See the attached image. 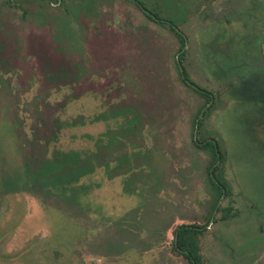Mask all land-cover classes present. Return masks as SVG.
Here are the masks:
<instances>
[{
    "label": "rangeland",
    "instance_id": "obj_1",
    "mask_svg": "<svg viewBox=\"0 0 264 264\" xmlns=\"http://www.w3.org/2000/svg\"><path fill=\"white\" fill-rule=\"evenodd\" d=\"M13 1L0 264H190L173 234L209 222L200 264H264V0H127L146 25L115 29L101 0Z\"/></svg>",
    "mask_w": 264,
    "mask_h": 264
},
{
    "label": "flooded vegetation",
    "instance_id": "obj_2",
    "mask_svg": "<svg viewBox=\"0 0 264 264\" xmlns=\"http://www.w3.org/2000/svg\"><path fill=\"white\" fill-rule=\"evenodd\" d=\"M10 1H13V0H10ZM27 1H32V2H36V4H38V2H39V0H27ZM53 1V0H52ZM48 1L47 0V2L48 3H50V5L52 6V7H55V8H57L58 6H60V5H62L63 4V0H57V1ZM130 1V0H129ZM129 1H127V0H101V1H99L98 3V5H99V7H98V9H99V13H98V17H101L100 19H102V20H105V26L107 25V23L108 22H111L110 24H108L107 26H108V28L109 29H111V28H113V29H115L116 28V22L117 21H120L121 19H122V17H121V9H127V10H129V11H131L132 12V14H133V16H134V18H133V20L135 21V22H137V21H140V22H142L143 21V23H145V19H143V20H141V19H139V16L140 15H137V13H136V10L135 9H133L132 7H130V6H128V4L130 3ZM60 2V3H59ZM127 2H129V3H127ZM10 3H12L13 5H17V4H15L14 3V1L13 2H10ZM218 3V2H217ZM39 5V4H38ZM137 5H138V7H139V10L141 11L140 13L141 14H144L145 16H147V17H149L151 20H153V21H156L157 23H160V24H163V21L161 20V19H158L155 15H153V17L148 13V10L141 4V3H137ZM137 7V8H138ZM139 13V14H140ZM211 12H208V14H210ZM100 15V16H99ZM204 18H206V16H204V17H201V19H204ZM208 18H210V19H213L212 17H210V16H208ZM108 19V20H107ZM115 20H116V22H115ZM223 21L224 23H223V25H224V27H225V29H226V27H227V25H231V23H229L230 21H228L227 23L223 20V19H220V21ZM219 21V20H218ZM156 23V24H157ZM220 23V22H219ZM152 24V23H151ZM222 24V23H221ZM221 24H218V22H217V25H219V26H223V25H221ZM144 25H146V23L144 24ZM158 26H160L159 24H157ZM136 26V25H135ZM136 28V27H135ZM138 28H136V30H137ZM166 33H168L167 31H165V33L163 34V35H166ZM184 33V32H183ZM169 34V33H168ZM180 37H181V39H183V42L180 44V55H183L184 56V59L183 60H185L186 59V56L189 54V52H190V46L188 45V40L186 41L185 39H184V37L183 36H181V34H180ZM180 57V56H179ZM179 62H180V59H179ZM184 68V67H183ZM182 75H183V73H182ZM186 78V77H185ZM184 78V79H185ZM186 80V84H187V86L188 87H191V83H189L188 82V79L186 78L185 79ZM202 93V92H201ZM197 141H199V140H197ZM218 147V146H217ZM218 150H219V147L217 148ZM218 150H217V152H218ZM218 154H220L219 152H218ZM221 156V155H220ZM219 156V157H220ZM220 159H222V157L220 158ZM222 161V160H221ZM214 171H216V169H214ZM215 173V172H214ZM227 190V189H226ZM226 192V191H225ZM226 194H228V192L226 193ZM211 220V219H210ZM208 225V223L205 225V226H207ZM181 226H190V225H181ZM181 226H179V227H181ZM205 226H202V227H205ZM178 227V228H179ZM190 227H192V226H190ZM194 227H196V226H194ZM198 228H201V227H198ZM208 228V227H207ZM206 228V229H207ZM205 229V230H206ZM205 230H203V232L205 231ZM173 236H174V234H173ZM199 252V251H198ZM180 256H182V257H184V255L182 254V253H178ZM199 255H200V253H199ZM185 258V257H184ZM201 258V257H200ZM186 259V258H185ZM189 261V260H188ZM190 262V261H189ZM190 264H191V262H190ZM199 264H200V260H199Z\"/></svg>",
    "mask_w": 264,
    "mask_h": 264
},
{
    "label": "trees",
    "instance_id": "obj_3",
    "mask_svg": "<svg viewBox=\"0 0 264 264\" xmlns=\"http://www.w3.org/2000/svg\"><path fill=\"white\" fill-rule=\"evenodd\" d=\"M218 148V147H217ZM218 150V149H217ZM219 152V150H218ZM68 157L69 155L66 154ZM78 161V160H76ZM69 162L71 166L73 164H77L78 162H74V160H66L65 163ZM69 165V166H70ZM99 167H97L98 169ZM56 169L59 173L62 172L60 166H56ZM96 167L92 169V167L87 166L84 171L79 173V176L90 175L95 172ZM73 172L76 174V170L73 169ZM89 172V173H88ZM215 172V171H214ZM86 173V174H84ZM83 174V175H80ZM210 222L205 227H190V226H181L177 228L174 232V241L173 246L176 253H182L184 257L191 262V264H199L200 255H199V247L197 243V236L203 233L207 227H209Z\"/></svg>",
    "mask_w": 264,
    "mask_h": 264
},
{
    "label": "water",
    "instance_id": "obj_4",
    "mask_svg": "<svg viewBox=\"0 0 264 264\" xmlns=\"http://www.w3.org/2000/svg\"><path fill=\"white\" fill-rule=\"evenodd\" d=\"M223 196H224V195H223ZM221 200H222V199H221ZM210 225H211V223H210ZM210 225H209V226H210Z\"/></svg>",
    "mask_w": 264,
    "mask_h": 264
}]
</instances>
